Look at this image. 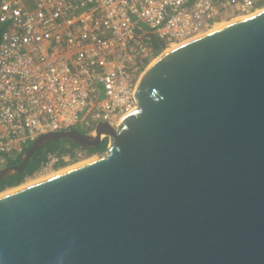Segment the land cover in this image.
<instances>
[{
	"label": "water",
	"instance_id": "obj_1",
	"mask_svg": "<svg viewBox=\"0 0 264 264\" xmlns=\"http://www.w3.org/2000/svg\"><path fill=\"white\" fill-rule=\"evenodd\" d=\"M169 44L162 43L166 48ZM96 159L0 196V264H264V7L151 58Z\"/></svg>",
	"mask_w": 264,
	"mask_h": 264
},
{
	"label": "built area",
	"instance_id": "obj_2",
	"mask_svg": "<svg viewBox=\"0 0 264 264\" xmlns=\"http://www.w3.org/2000/svg\"><path fill=\"white\" fill-rule=\"evenodd\" d=\"M258 9L257 0H0V168L41 134L117 127L163 49L156 41L180 43ZM88 156L48 151L33 174Z\"/></svg>",
	"mask_w": 264,
	"mask_h": 264
},
{
	"label": "trees",
	"instance_id": "obj_3",
	"mask_svg": "<svg viewBox=\"0 0 264 264\" xmlns=\"http://www.w3.org/2000/svg\"><path fill=\"white\" fill-rule=\"evenodd\" d=\"M161 47H162L161 42L156 41L155 48L157 52L161 50ZM106 145H107V140L103 144L99 145L100 147L98 146L96 149L88 150L87 154H91L96 151H104L106 149ZM76 148H79L77 144L66 141V140H53V141L48 142L45 146H43L42 148L34 152V154L28 159L22 171H20L19 173L15 175H10L0 180V191H2L3 189L7 187L16 186L20 184L21 182H23L26 176H31L34 173V171L38 169L41 162L45 160L46 153L48 151L57 150L58 152H62V153H66V152L72 153L73 150H75ZM19 157L20 156H18L16 159L9 162L8 165L18 163Z\"/></svg>",
	"mask_w": 264,
	"mask_h": 264
},
{
	"label": "bare ground",
	"instance_id": "obj_4",
	"mask_svg": "<svg viewBox=\"0 0 264 264\" xmlns=\"http://www.w3.org/2000/svg\"><path fill=\"white\" fill-rule=\"evenodd\" d=\"M259 10H260V9H258V11H259ZM244 17H246V16H236V17H234V18H232V19H230V20H228V21H220L219 23L215 24L211 29L206 30V31H203V32H200L198 35L203 34V33H206V32H208V31H210V30H213V29L219 28L220 26H223L224 24H226V23H228V22H231V21H234V20H237V19H240V18H244ZM182 42H184V41H181L180 43H182ZM180 43H176V44L172 43V44H169L166 48H164V51H167V50H169V49H171V48L177 46V45L180 44ZM119 122H120V120H119ZM119 122H117V127H118V125H119ZM97 157H98L97 155L90 156V157H88V158H86V159H84V160H81V161L75 162V163H73L72 165H69V166H67V167L61 168L60 170H58V171H56V172L54 171V172L47 173V174H44V175H36V174H35L36 176H34V177H29V176H28V177H25L26 179L24 178L25 180H24L23 182H21L20 184L14 186V187H7L6 189H3L2 191H0V196L4 195V194H6V193H9V192H11V191H14V190H17V189H20V188H23V187H26V186H29V185L35 184V183H37V182H39V181H42V180H45V179H47V178L53 177V176H55V175H57V174H60V173H62V172L68 171V170H70V169L73 168V167H76V166H79V165H81V164H83V163H85V162H88V161L94 160V159H96Z\"/></svg>",
	"mask_w": 264,
	"mask_h": 264
},
{
	"label": "rangeland",
	"instance_id": "obj_5",
	"mask_svg": "<svg viewBox=\"0 0 264 264\" xmlns=\"http://www.w3.org/2000/svg\"><path fill=\"white\" fill-rule=\"evenodd\" d=\"M257 3H258V6H259V9H261V8H263L264 7V0H257ZM234 17H236V16H226V17H223V19H222V21H228V20H230V19H232V18H234ZM164 51V48L158 53V55L161 53V52H163ZM95 127V124H93L92 125V127L91 128H94ZM79 130L80 131H85V129H82V128H79ZM105 142V137L102 139V141H101V143H100V145L101 144H103ZM100 147V146H99ZM105 152V150L104 151H96V152H94V153H91V154H89V156L88 157H90V156H94V155H97V156H99V155H101L102 153H104ZM87 153V152H86ZM72 161H69L68 163H66V164H64V166H62V168H64V167H67V166H69V165H72ZM61 169V168H60ZM59 169V170H60ZM55 172L56 171H58V169H56V170H54ZM53 171V172H54ZM52 172V171H51ZM50 171L49 172H47V173H51ZM47 173H44V174H47ZM44 174H36V175H44ZM35 174H32L31 176H29V177H34V176H36ZM26 179V178H25ZM24 179V180H25ZM23 180V181H24ZM11 187H14V186H11ZM6 189V188H5Z\"/></svg>",
	"mask_w": 264,
	"mask_h": 264
},
{
	"label": "flooded vegetation",
	"instance_id": "obj_6",
	"mask_svg": "<svg viewBox=\"0 0 264 264\" xmlns=\"http://www.w3.org/2000/svg\"><path fill=\"white\" fill-rule=\"evenodd\" d=\"M83 132H84V131H83ZM99 145H100V144H99ZM99 145H98V146H99ZM78 147H79V146H78ZM80 148H81V147H80ZM96 148H97V147H96ZM96 148H95V149H96ZM83 149H84V148H83ZM88 150H93V149H84L85 153H86Z\"/></svg>",
	"mask_w": 264,
	"mask_h": 264
}]
</instances>
